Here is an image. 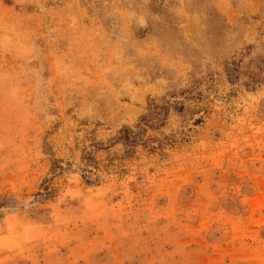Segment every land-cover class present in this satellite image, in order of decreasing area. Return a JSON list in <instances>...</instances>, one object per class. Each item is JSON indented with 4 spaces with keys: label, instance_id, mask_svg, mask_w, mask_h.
Segmentation results:
<instances>
[{
    "label": "rangeland",
    "instance_id": "374dc122",
    "mask_svg": "<svg viewBox=\"0 0 264 264\" xmlns=\"http://www.w3.org/2000/svg\"><path fill=\"white\" fill-rule=\"evenodd\" d=\"M0 264H264V0H0Z\"/></svg>",
    "mask_w": 264,
    "mask_h": 264
}]
</instances>
